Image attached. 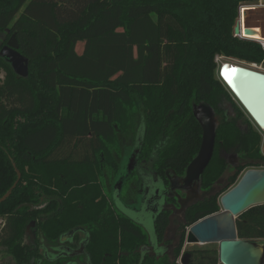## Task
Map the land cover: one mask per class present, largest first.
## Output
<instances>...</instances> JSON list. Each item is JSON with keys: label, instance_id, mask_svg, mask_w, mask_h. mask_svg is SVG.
I'll return each instance as SVG.
<instances>
[{"label": "trees", "instance_id": "trees-1", "mask_svg": "<svg viewBox=\"0 0 264 264\" xmlns=\"http://www.w3.org/2000/svg\"><path fill=\"white\" fill-rule=\"evenodd\" d=\"M247 1L0 0V198L11 190L0 202V264L39 255L24 239L34 220L51 245L86 231L92 264H221L218 249L184 245L188 227L220 211V196L245 169L264 166L262 135L242 133L239 108L218 126L204 195L183 214L177 242L166 238L172 211L156 216L155 238L169 251L143 254L150 235L118 211L106 185L138 135V160L154 157L163 177L168 169L184 175L203 137L195 107L231 100L216 56L264 61L259 42L234 35ZM12 35L29 60L27 76L2 53ZM220 148L236 151L239 164L218 191L229 169ZM176 198L169 201L178 205ZM237 229L240 238L264 239V203L241 213Z\"/></svg>", "mask_w": 264, "mask_h": 264}, {"label": "water", "instance_id": "water-1", "mask_svg": "<svg viewBox=\"0 0 264 264\" xmlns=\"http://www.w3.org/2000/svg\"><path fill=\"white\" fill-rule=\"evenodd\" d=\"M238 32H240L239 28L236 29V33ZM247 32L252 33L249 29ZM18 49L17 38L12 35L2 53L9 58L17 73L27 76L29 60ZM220 76L254 123L264 131V72L250 66L225 62L221 66ZM226 77L231 78V83ZM194 114L203 128L202 143L197 155L187 166L185 174L183 176L175 175L170 179V188L171 190L183 189L193 184L195 194L198 195L201 177L214 155L220 121L215 109L205 102L195 107ZM241 122V120L238 121L239 127H241ZM140 146L137 148L136 154L134 152L128 159L131 165L128 167L129 163L127 164L126 175L122 174V165H120L114 183V193L117 195L122 192L125 177L128 178L136 167ZM16 186L17 183L13 185L12 189ZM10 194L11 190L0 198V202L6 200ZM198 201V198H193L190 201L181 199L182 210H187ZM144 203L138 208L130 206L127 208L141 214ZM263 203L264 168H248L242 173L237 183L220 196V211L201 218L188 228L186 244L217 243L221 264H264V246L256 240L240 238L237 229L238 216L249 208ZM145 205L150 206V203L146 202ZM74 232L75 230L68 234Z\"/></svg>", "mask_w": 264, "mask_h": 264}, {"label": "flooded vegetation", "instance_id": "flooded-vegetation-1", "mask_svg": "<svg viewBox=\"0 0 264 264\" xmlns=\"http://www.w3.org/2000/svg\"><path fill=\"white\" fill-rule=\"evenodd\" d=\"M228 100H225L223 104H221V109L219 107L214 108L216 111V114L218 118L221 116V119L219 118V121L221 122L224 118L227 120H231L236 116L235 110H229ZM230 105L232 103L230 102ZM222 109L224 110L222 112ZM232 111V112H230ZM246 111V110H245ZM234 112V113H233ZM240 120V119H239ZM238 120V121H239ZM238 124V122H237ZM239 127V126H238ZM241 129V127H239ZM142 162V160H139ZM146 161V160H145ZM239 162V159H238ZM239 164V163H238ZM235 166H231L232 168H235ZM136 173V167L133 169ZM132 171V172H133ZM146 173V171H144ZM185 174V173H184ZM183 176L179 175L176 171L173 169H168L166 171V176H160L158 172L153 168L152 172L149 176L145 178H142L137 183L131 184V190L133 192L134 198L129 200V203L136 204L137 208L138 206L142 204L143 200L147 204H152L151 212L149 213L151 217V222L155 224L156 216L158 213L163 212L165 210H171L172 214H183L187 210H182V204L180 203L181 199H187L188 201L192 200L193 198H198L199 200L202 198V189H201V182L200 187L198 189V195L195 194V188L194 185L191 184L190 186H187L183 189H175L171 190V182L170 179L175 176ZM131 176V175H130ZM106 181H108L106 179ZM225 179L222 178L218 181V184L224 183ZM114 183L113 182L111 186V196H112V202L114 206L116 207V196L119 198V201L125 204V207L127 208L129 205L124 203V199H122V192L121 194L117 195L114 193ZM123 191V189H122ZM139 197L144 198L140 202H138ZM171 197H177V201L179 202L178 205L176 203L170 202L169 199ZM123 200V201H121ZM144 203V202H143ZM144 203V206H146ZM151 206V205H150ZM128 209V208H127ZM143 213V211H141ZM125 214V213H124ZM144 214V213H143ZM128 215V214H127ZM142 215V214H140ZM130 216V215H129ZM131 217V216H130ZM143 217V215H142ZM153 217V219H152ZM132 218V217H131ZM136 221V220H135ZM137 222V221H136ZM2 224V225H1ZM140 224V223H139ZM5 225V219L0 217V229ZM189 228V227H188ZM73 231V230H72ZM71 232V231H70ZM77 232V235L74 237L75 233ZM69 233V232H68ZM66 233L63 235L58 244L51 245L48 243L43 236L42 228L38 226V222L35 220L29 223L25 227V241L26 243L32 247L35 251L39 252V255L35 257L29 264H53L56 261L61 262L60 264H92L90 257L86 251V243L88 240V235L86 231L80 230L76 231L73 234ZM150 235V234H149ZM150 245L145 246L142 248L143 254L145 253H163L169 251V246L166 244H162L161 242H158L155 238V232L153 229L152 235H150ZM77 252V253H76ZM2 257L0 256V259ZM59 259V260H58ZM182 264V259L178 260Z\"/></svg>", "mask_w": 264, "mask_h": 264}, {"label": "rangeland", "instance_id": "rangeland-1", "mask_svg": "<svg viewBox=\"0 0 264 264\" xmlns=\"http://www.w3.org/2000/svg\"><path fill=\"white\" fill-rule=\"evenodd\" d=\"M243 21H245V20L243 19ZM84 48H85V42L83 40H79L78 43L76 44L77 52L78 53H82L84 51ZM215 61L218 63V67H217V70H216V75H217V77L219 79H221V76L219 74V69L222 66V64L225 63V62H232V63H237L239 65L250 66V67L256 68V69L261 70V71L264 72V61L263 62H259V63H257V62H249V61H247L246 59H243V58H238V57H233V56H226V55H217ZM3 77H4V70L0 71V79H3ZM224 87H225V90L227 91L226 93L228 94V96L231 97V100H229V102H227L228 105H229V110H233V108L235 106V107L239 108L242 111V113H243L242 117L240 118V120L242 121L241 122V131H242V133L244 135L248 134L249 131L253 127V129L258 130L261 133L262 139H263V146H264V131L261 130L254 123V121L251 119L249 114L245 111L244 107L241 105V103L238 101V99L235 97V95L231 92V90L229 88H227V86H225V85H224ZM230 102L233 103V104L230 105ZM223 111L224 110L222 109V112ZM230 112H232V111H230ZM219 118L221 119V116ZM137 138H138V140L135 141L136 142L135 144H133L131 146H125V148H124V154H123V157H122V160H121L122 174H124V175H126L127 171H128L127 170V164L129 163L128 159L131 158V156H132V154L134 152L136 154L137 148L141 145L140 136L138 135ZM262 149L264 151V147ZM219 153L226 160V162L229 164L228 172H227L226 176L224 177V179H226V177H228L230 174H232L234 172V169L231 166L238 165V163H239L238 162L237 153H236V151L226 152L225 150H223L221 148L219 149ZM153 158L150 159L149 161L143 160L142 162H140L138 160V158H137V161H136V164H135L136 165V175L133 178H131V176H128V178L125 177V180H124L125 184H124L123 191H122V194H121L122 199H124V201L123 200H121V201H123L124 203L128 204L131 208H137L136 204H134V203L130 204L129 203V200L135 199L134 195H133V192L131 190V184L135 183V182L137 183L142 178H145V180H146V177L151 174L152 169H153ZM130 165H131V163L128 164V167H130ZM249 168H264V166L262 165V166H258V167L255 166V167H249ZM247 169H245V170H247ZM144 171H146V173ZM111 175H112L111 173H110V175L107 174L108 181H113L112 180L113 178L110 177ZM117 175H118V173H117ZM116 178L117 177L114 178V181L116 180ZM216 187H217L216 190H218V191L222 188L219 185H216ZM109 188H111V185L107 184L106 185V190L109 191L110 190ZM113 190H114V188H113ZM110 192H111V190H110ZM202 195H204L203 192H202ZM115 199H116V208L118 209L119 212H122V213L130 215L134 220H136L138 223H140L143 226V228L145 229V231L148 234L152 235V232H153V229H154V223L151 222V217H150L149 213L151 212V209H152L151 207L153 206V203L150 204L151 206L147 205V206L142 207V211L144 213V214L141 213L143 215V217H142V215H140V213L137 212L136 210L127 209L125 207V204H123L122 202L119 201V198L116 197ZM143 199L144 198H142V197L140 198L139 197V199H138L139 201L138 202H140ZM144 200H143V202H144ZM182 217L183 216L180 213L173 214L171 216V223L168 226L166 238L169 239V240H172V242H177L178 241L177 231H178V227H179L180 222L183 220ZM152 219H153V217H152ZM24 238L26 239L25 234H24ZM256 241L264 246V239H256ZM162 244L165 245L166 243L162 242ZM171 248H172V246H171ZM188 248L189 249H193V248L218 249L219 246H218L217 243L186 244V242H185L184 249H188ZM0 256H1V252H0Z\"/></svg>", "mask_w": 264, "mask_h": 264}, {"label": "crops", "instance_id": "crops-1", "mask_svg": "<svg viewBox=\"0 0 264 264\" xmlns=\"http://www.w3.org/2000/svg\"><path fill=\"white\" fill-rule=\"evenodd\" d=\"M242 5L243 9L234 32L236 33V29L239 28L244 39L257 41L264 48V0H250ZM247 29L252 33L247 32Z\"/></svg>", "mask_w": 264, "mask_h": 264}, {"label": "built area", "instance_id": "built-area-1", "mask_svg": "<svg viewBox=\"0 0 264 264\" xmlns=\"http://www.w3.org/2000/svg\"><path fill=\"white\" fill-rule=\"evenodd\" d=\"M242 6H243V5L240 6V13L242 12V9H243ZM235 36H236V37H239V38H244V36H243V34L241 33V31L238 32V33H235Z\"/></svg>", "mask_w": 264, "mask_h": 264}, {"label": "snow or ice", "instance_id": "snow-or-ice-1", "mask_svg": "<svg viewBox=\"0 0 264 264\" xmlns=\"http://www.w3.org/2000/svg\"><path fill=\"white\" fill-rule=\"evenodd\" d=\"M226 79H228L229 80V83H231V78L230 77H226Z\"/></svg>", "mask_w": 264, "mask_h": 264}, {"label": "bare ground", "instance_id": "bare-ground-1", "mask_svg": "<svg viewBox=\"0 0 264 264\" xmlns=\"http://www.w3.org/2000/svg\"><path fill=\"white\" fill-rule=\"evenodd\" d=\"M220 69H221V67H220ZM220 69H219V74H220Z\"/></svg>", "mask_w": 264, "mask_h": 264}]
</instances>
